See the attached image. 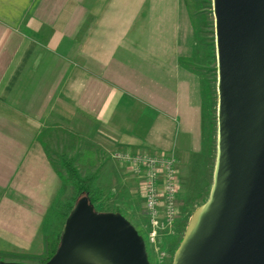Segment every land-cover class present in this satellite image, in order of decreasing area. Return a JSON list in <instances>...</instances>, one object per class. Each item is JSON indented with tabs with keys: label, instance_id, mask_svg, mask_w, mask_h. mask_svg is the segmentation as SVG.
<instances>
[{
	"label": "crops",
	"instance_id": "crops-1",
	"mask_svg": "<svg viewBox=\"0 0 264 264\" xmlns=\"http://www.w3.org/2000/svg\"><path fill=\"white\" fill-rule=\"evenodd\" d=\"M180 6L0 0V189L18 186L51 126L128 152L187 147V78L169 47Z\"/></svg>",
	"mask_w": 264,
	"mask_h": 264
},
{
	"label": "rangeland",
	"instance_id": "rangeland-1",
	"mask_svg": "<svg viewBox=\"0 0 264 264\" xmlns=\"http://www.w3.org/2000/svg\"><path fill=\"white\" fill-rule=\"evenodd\" d=\"M214 25L212 0H181L178 26L169 27V47L178 54L183 78H187L180 126L189 130L187 147L159 154L172 157L176 166L178 188L172 217H161L162 226L150 224L141 179L113 156L128 150L70 128L51 126L38 134L41 154L34 165L22 166L18 186L0 189V262L39 264L37 256L53 213L73 192L59 163V155L66 154L74 158L81 174L97 173L96 183L103 188L104 199L96 209L89 204L91 210L126 219L144 243L148 264H172L194 211L208 200L213 184L217 153ZM87 207V197L82 195L76 209ZM205 228L203 222L201 229Z\"/></svg>",
	"mask_w": 264,
	"mask_h": 264
},
{
	"label": "water",
	"instance_id": "water-1",
	"mask_svg": "<svg viewBox=\"0 0 264 264\" xmlns=\"http://www.w3.org/2000/svg\"><path fill=\"white\" fill-rule=\"evenodd\" d=\"M215 5L217 175L214 194L211 187L208 195L215 264H264V0H215ZM90 211L89 204L77 210L74 238L60 255L67 220L56 254L44 264H148L130 223L119 215L91 219ZM199 235L179 264H197L198 256L208 264Z\"/></svg>",
	"mask_w": 264,
	"mask_h": 264
},
{
	"label": "built area",
	"instance_id": "built-area-1",
	"mask_svg": "<svg viewBox=\"0 0 264 264\" xmlns=\"http://www.w3.org/2000/svg\"><path fill=\"white\" fill-rule=\"evenodd\" d=\"M113 156L141 179L150 224L152 227L162 226L161 217L167 220L173 215L178 188L172 157L143 152H116ZM154 234L151 231V236Z\"/></svg>",
	"mask_w": 264,
	"mask_h": 264
},
{
	"label": "trees",
	"instance_id": "trees-1",
	"mask_svg": "<svg viewBox=\"0 0 264 264\" xmlns=\"http://www.w3.org/2000/svg\"><path fill=\"white\" fill-rule=\"evenodd\" d=\"M59 163L66 173V177L73 188V192L64 202L58 205V208L53 213L48 231L43 236L42 251L40 255L37 256L39 264L49 262L56 254L65 228V223L75 209L80 197L85 195L88 204L93 205L95 209L96 205L104 199V190L96 183L97 173L81 174L75 165L74 158L66 154L59 155Z\"/></svg>",
	"mask_w": 264,
	"mask_h": 264
},
{
	"label": "bare ground",
	"instance_id": "bare-ground-1",
	"mask_svg": "<svg viewBox=\"0 0 264 264\" xmlns=\"http://www.w3.org/2000/svg\"><path fill=\"white\" fill-rule=\"evenodd\" d=\"M213 9L215 13V27H216V35L218 39V25H217V11H216V5H215V0L213 1ZM218 43V42H217ZM218 50H217V55H218V62H219V43H218ZM221 70V69H220ZM254 74H255V79L257 83V69H254ZM221 73V72H220ZM220 89V86H219ZM258 96V95H257ZM259 99V97H258ZM262 99V97H261ZM259 102V100H258ZM217 156V153H216ZM215 165H217V161H215ZM217 175V166L214 168L213 172V184H212V193L211 196L214 194L215 190V179ZM211 205H212V197L208 198V200L199 206L193 213L188 228L187 232L184 236V239L176 250V253L174 255L173 259V264H179L181 261V258L183 256V253L187 247H190L191 245H195L198 242V239L195 238L196 234L199 235V241L203 244V253H207L208 258L207 262L208 264H215V243H214V218L210 215L211 211ZM76 214H77V209H75L72 213V215L68 219V226L66 228V236L64 239V243L62 244L61 250H60V255L65 252L71 245L72 240L74 238L75 232H76ZM91 219H99V218H104V217H112L115 216V214L112 213H95L94 211H90L89 213ZM117 216V215H116ZM120 220L125 223L126 225H129V222L124 219L123 217H120ZM207 220V221H206ZM206 221V228L203 230L201 229L202 222ZM204 226V225H203ZM201 254V255H202ZM201 256H198L196 259L197 264H201L203 260H201ZM100 264H108L106 261H101Z\"/></svg>",
	"mask_w": 264,
	"mask_h": 264
}]
</instances>
